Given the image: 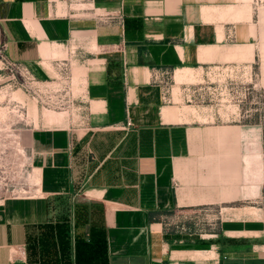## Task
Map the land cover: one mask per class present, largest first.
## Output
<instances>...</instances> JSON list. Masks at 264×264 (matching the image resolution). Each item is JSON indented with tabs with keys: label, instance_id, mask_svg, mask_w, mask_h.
<instances>
[{
	"label": "crops",
	"instance_id": "crops-1",
	"mask_svg": "<svg viewBox=\"0 0 264 264\" xmlns=\"http://www.w3.org/2000/svg\"><path fill=\"white\" fill-rule=\"evenodd\" d=\"M236 4L0 0L6 58L40 81L64 66L80 95L33 131L39 194L4 203L2 225H14L1 241L20 245L28 224L69 216L77 255L95 264H264L261 53L252 11ZM253 62L249 110L242 76ZM198 83L245 86V97L186 102ZM174 211L192 218L166 223Z\"/></svg>",
	"mask_w": 264,
	"mask_h": 264
},
{
	"label": "rangeland",
	"instance_id": "rangeland-1",
	"mask_svg": "<svg viewBox=\"0 0 264 264\" xmlns=\"http://www.w3.org/2000/svg\"><path fill=\"white\" fill-rule=\"evenodd\" d=\"M235 7L238 10H251L253 13L251 22L254 23V28L258 31V47L261 53L258 57L259 87H264V0H237ZM4 56L0 50V264L16 263L23 260L30 264H74L76 249L74 245L70 247V239L75 242L76 238L70 237L69 216H63V218L65 217L63 220H51L53 216H49L48 219L51 221L38 225L28 224L27 238L20 245L12 244L11 241L7 243L1 241V232H4V229L8 231V227L14 225L9 223L6 226L2 225L4 218L1 214L5 206L4 203L9 199L39 194L32 192L38 176L36 168L38 148H35L34 141L42 137L34 136L33 131L41 126H47L48 121L45 114L48 110L46 109L59 110L64 113L69 106L66 101L80 97L75 88L71 89L65 85L71 81L70 72L66 71L64 66L59 68L58 74L53 73L52 76L40 81L27 67L24 71L21 67H16L11 63L14 61H10ZM252 66L245 70V74L242 76L246 82L244 85L247 86L249 92L247 94L249 110L253 107L252 84L249 82L255 78L252 72L257 69V62H253ZM203 79L207 82L209 78L206 75ZM49 83L57 84L50 85ZM188 85L189 88L183 90V98L186 102L193 103L200 100L206 105L211 102L209 101V83ZM259 93H261L260 90ZM218 100L217 102H219ZM235 100L232 98L230 101L235 103ZM236 103L235 109L240 108L239 102L236 101ZM39 111H42L43 116L39 117ZM66 111L68 112V110ZM47 195L49 212L53 199L49 194ZM57 203L58 212L64 215L62 213L67 212L64 210L66 202L59 199ZM184 213L180 211L168 213L164 216V220L166 223L182 225L188 218H192L183 215ZM208 218L204 211H200L196 220L199 224H206ZM61 225L65 226L67 230L63 239L56 234L62 227ZM3 235L5 236L4 233ZM64 239L68 242L67 245H63ZM86 264H95V261L91 262L90 259Z\"/></svg>",
	"mask_w": 264,
	"mask_h": 264
},
{
	"label": "built area",
	"instance_id": "built-area-1",
	"mask_svg": "<svg viewBox=\"0 0 264 264\" xmlns=\"http://www.w3.org/2000/svg\"><path fill=\"white\" fill-rule=\"evenodd\" d=\"M3 53V52H2ZM5 57V56H4ZM14 66H19V67H21L24 71L26 70L25 69V66L24 65H22L21 63H18V62H11ZM210 84V83H209ZM210 87V89H209V93H210V97L211 98H214V94L216 93V95H217V97H218V99H219V97H221V96H225V97H227L228 99H232V98H236V97H239V98H241V97H245V89H246V87L244 86V87H242V89L241 88H239L238 89V91H236V88L231 84V83H223V85L222 86H220L219 88H218V90L216 91L215 90V88H214V85H210L209 86ZM240 87V86H239ZM234 96V97H233ZM239 98H238V100H239ZM220 100V99H219Z\"/></svg>",
	"mask_w": 264,
	"mask_h": 264
},
{
	"label": "trees",
	"instance_id": "trees-1",
	"mask_svg": "<svg viewBox=\"0 0 264 264\" xmlns=\"http://www.w3.org/2000/svg\"><path fill=\"white\" fill-rule=\"evenodd\" d=\"M63 225V224H62ZM61 225V226H62ZM65 231H67L66 230V228H65V226H62V227H60L59 228V230H58V232L56 233L57 234V236L58 237H60V238H62L63 239V236H65ZM63 242H65L63 245H67L68 244V242L64 239L63 241H62V243ZM77 243H78V241L77 240H75V242H74V248L76 249L75 250V252H74V258H75V263L74 264H86V263H88L89 262V260L91 259V255L89 254V252H87L86 254L84 253V254H81L80 253V255L81 256H79V255H77ZM87 245V246H86ZM83 246H85V248L87 247L88 249H89V247H90V244L89 243H85V244H83ZM84 248V249H85ZM90 250V249H89ZM81 257H83V258H81ZM56 262V261H55ZM86 262V263H85Z\"/></svg>",
	"mask_w": 264,
	"mask_h": 264
}]
</instances>
